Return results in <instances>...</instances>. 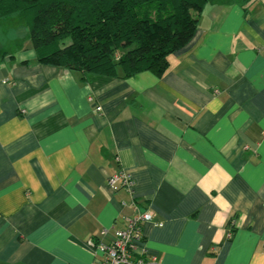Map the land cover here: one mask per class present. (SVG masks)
<instances>
[{
	"label": "crops",
	"instance_id": "crops-1",
	"mask_svg": "<svg viewBox=\"0 0 264 264\" xmlns=\"http://www.w3.org/2000/svg\"><path fill=\"white\" fill-rule=\"evenodd\" d=\"M169 61L162 77L72 72L30 37L4 56L0 264H94L89 243L136 203L160 264H264V0H210ZM120 170L134 194L108 185Z\"/></svg>",
	"mask_w": 264,
	"mask_h": 264
},
{
	"label": "trees",
	"instance_id": "trees-1",
	"mask_svg": "<svg viewBox=\"0 0 264 264\" xmlns=\"http://www.w3.org/2000/svg\"><path fill=\"white\" fill-rule=\"evenodd\" d=\"M210 0H0L20 16L41 63L72 72L162 77L194 38Z\"/></svg>",
	"mask_w": 264,
	"mask_h": 264
},
{
	"label": "built area",
	"instance_id": "built-area-1",
	"mask_svg": "<svg viewBox=\"0 0 264 264\" xmlns=\"http://www.w3.org/2000/svg\"><path fill=\"white\" fill-rule=\"evenodd\" d=\"M97 111H101V108L98 107ZM108 185L114 190L125 188L134 194L135 182L127 171L120 170L112 175ZM135 210L133 216L123 218V228L115 230L109 241L104 240L110 235V230L104 229L100 236L103 240H92L89 243L96 254L102 255L100 259H95L94 264H160L142 245L145 240V226L154 222L155 213L149 208L141 209L137 203ZM159 226L162 227L163 224ZM231 235L230 233V237Z\"/></svg>",
	"mask_w": 264,
	"mask_h": 264
},
{
	"label": "rangeland",
	"instance_id": "rangeland-1",
	"mask_svg": "<svg viewBox=\"0 0 264 264\" xmlns=\"http://www.w3.org/2000/svg\"><path fill=\"white\" fill-rule=\"evenodd\" d=\"M28 39L26 24L20 20V16L0 18V65L5 55L8 58L18 57Z\"/></svg>",
	"mask_w": 264,
	"mask_h": 264
}]
</instances>
